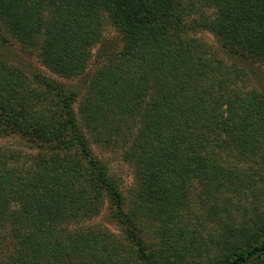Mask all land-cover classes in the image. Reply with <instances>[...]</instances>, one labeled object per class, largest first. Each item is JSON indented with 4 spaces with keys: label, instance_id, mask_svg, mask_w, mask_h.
<instances>
[{
    "label": "trees",
    "instance_id": "trees-1",
    "mask_svg": "<svg viewBox=\"0 0 264 264\" xmlns=\"http://www.w3.org/2000/svg\"><path fill=\"white\" fill-rule=\"evenodd\" d=\"M107 20L124 43L95 56ZM0 23L85 79L0 53V139L26 144H0V264H264V0H0ZM93 143L121 149L127 195ZM105 207L121 236L90 222Z\"/></svg>",
    "mask_w": 264,
    "mask_h": 264
},
{
    "label": "rangeland",
    "instance_id": "rangeland-1",
    "mask_svg": "<svg viewBox=\"0 0 264 264\" xmlns=\"http://www.w3.org/2000/svg\"><path fill=\"white\" fill-rule=\"evenodd\" d=\"M106 25L104 27V35H103V42L96 47L95 56L98 54L100 50V46L104 49L109 50H117L122 47L124 43V36L122 32L109 20L106 21ZM203 40L206 42L217 46V40L214 35L210 32H200L198 34ZM0 53L2 55H6L9 59L21 61L22 64H27L29 67L28 71L32 72H39L45 74L47 77L56 80L60 83L65 84L68 87H78L83 88L85 79L83 78H74V79H66L54 73L52 70L47 68L40 59L36 56V54L28 49L22 47L18 41L3 27L0 23ZM248 66L247 64H245ZM94 66V61L89 65L88 72H91V69ZM251 67V82L252 84L259 90L264 92V64H250ZM253 70L255 71L253 73ZM77 110V104L75 105ZM19 136H9L3 139H0V144L12 147V148H25L26 144L24 141L20 139ZM95 154L101 159L103 164H105L110 173L118 179L121 183L122 190L127 195L129 190L134 186V170L132 166L125 160H123L121 149L118 150H110L108 148H104L99 146L98 144H92ZM188 200L190 204L194 207V210L202 209L203 202H206L207 199L205 195L202 193L201 186L198 182H194L192 185L189 186L188 189ZM264 200V199H262ZM238 203V200H235ZM250 200H247L249 203ZM264 202V201H263ZM207 210H211V207ZM206 210V211H207ZM202 211V210H201ZM233 213L237 211L233 209ZM213 213V210H212ZM208 216V215H204ZM91 223L102 224L108 227L113 233L117 236H121V231L119 226L109 218L108 210L105 207L100 216L94 218ZM206 225L208 230H211V226L213 223L210 221H206ZM203 233L205 231L202 229ZM210 236L206 235L204 238L208 240ZM209 242V240H208ZM206 256V254H205Z\"/></svg>",
    "mask_w": 264,
    "mask_h": 264
}]
</instances>
